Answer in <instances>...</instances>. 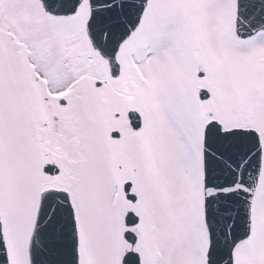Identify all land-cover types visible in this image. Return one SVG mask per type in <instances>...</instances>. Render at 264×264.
<instances>
[{
  "label": "snow or ice",
  "instance_id": "6c2138e0",
  "mask_svg": "<svg viewBox=\"0 0 264 264\" xmlns=\"http://www.w3.org/2000/svg\"><path fill=\"white\" fill-rule=\"evenodd\" d=\"M0 264H264V0H0Z\"/></svg>",
  "mask_w": 264,
  "mask_h": 264
}]
</instances>
